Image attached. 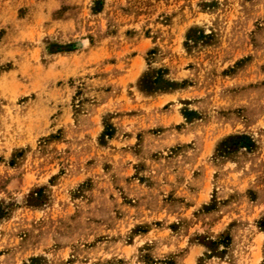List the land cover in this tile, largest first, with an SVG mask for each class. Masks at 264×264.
<instances>
[{
	"label": "rangeland",
	"instance_id": "rangeland-1",
	"mask_svg": "<svg viewBox=\"0 0 264 264\" xmlns=\"http://www.w3.org/2000/svg\"><path fill=\"white\" fill-rule=\"evenodd\" d=\"M0 264H264V0H0Z\"/></svg>",
	"mask_w": 264,
	"mask_h": 264
}]
</instances>
